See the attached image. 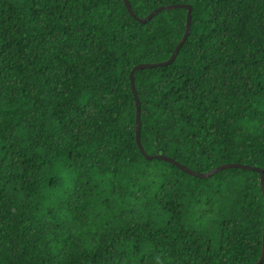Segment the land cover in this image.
<instances>
[{
    "label": "trees",
    "instance_id": "1",
    "mask_svg": "<svg viewBox=\"0 0 264 264\" xmlns=\"http://www.w3.org/2000/svg\"><path fill=\"white\" fill-rule=\"evenodd\" d=\"M192 7L174 61L134 72L140 141L206 172L264 170V0ZM186 9L0 0V264H252L259 173L146 159L129 83L168 59ZM261 264H264V259Z\"/></svg>",
    "mask_w": 264,
    "mask_h": 264
},
{
    "label": "water",
    "instance_id": "2",
    "mask_svg": "<svg viewBox=\"0 0 264 264\" xmlns=\"http://www.w3.org/2000/svg\"><path fill=\"white\" fill-rule=\"evenodd\" d=\"M124 5L127 9V11L129 12V14L137 21H139L140 23H145L146 21H148L154 14L158 13L161 10H171L174 8H183L186 9V17H185V29L183 32V35L181 36V38L179 39V41L177 42L175 48L173 49L170 57L164 61L161 62H155V63H139L134 65L130 72H129V83H130V88H131V92L133 95V100H134V104H135V141L137 144L138 149L140 150L141 154L146 158V159H151V158H156V159H161V160H165L167 162H170L171 164H174L177 168H179L180 170H182L183 172L194 176V177H198V178H206V177H210L211 175H213L215 172H218L222 169H226V168H242V169H250V170H254L256 172L259 173V183H260V188H261V196H262V200H263V205H264V170L261 167L258 166H253V165H248V164H242V163H225V164H221L215 168L210 169L209 171L206 172H199L193 169H190L186 166H184L183 164H181L179 161L174 160L173 158L167 156V155H163V154H156V155H150L148 153H146V151L143 149L141 141H140V127H141V120H140V101H139V97L135 88V83H134V72L139 70V69H145V68H153V67H160V66H165V65H169L171 64L174 59L177 56V53L181 47V45L185 42L187 36L190 33V24H191V10L192 7L190 4L187 3H178V4H166V5H161L158 6L156 8H154L153 10H151L146 16H144L143 18L138 17L137 15L134 14L130 3L128 0H123ZM264 259V223H263V229H262V239H261V252H260V256L258 258V260L252 264H261L262 261Z\"/></svg>",
    "mask_w": 264,
    "mask_h": 264
}]
</instances>
